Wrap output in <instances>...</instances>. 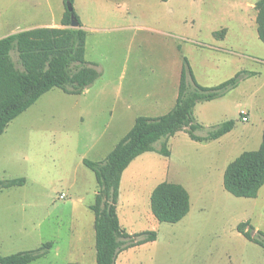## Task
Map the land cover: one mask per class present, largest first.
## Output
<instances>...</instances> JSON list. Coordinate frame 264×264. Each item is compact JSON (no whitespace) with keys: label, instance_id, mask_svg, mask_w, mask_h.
Instances as JSON below:
<instances>
[{"label":"rangeland","instance_id":"1","mask_svg":"<svg viewBox=\"0 0 264 264\" xmlns=\"http://www.w3.org/2000/svg\"><path fill=\"white\" fill-rule=\"evenodd\" d=\"M256 1L73 0V11L90 28L85 60L101 75L82 95L50 90L5 129L0 179L26 182L0 192V255L82 238L84 251L72 249L68 256L49 250L30 264H96L88 205L97 186L82 159L102 161L136 117H157L170 109L168 101L151 102L169 99L184 56L203 86L218 85L239 71L256 75L194 108L203 127L197 135L233 120L230 133L195 142L180 131L168 140L170 158L149 152L128 166L119 188L120 225L129 233L155 231L157 239L124 250L115 264H264V249L236 230L249 221L255 231H264V185L254 199L233 197L222 186L226 165L257 150L262 139L264 43L256 32ZM62 10L63 0H0V39L58 23ZM221 29L224 38L216 39L212 34ZM240 110L247 123L241 122ZM178 179L189 185V214L180 223H159L150 211V192L160 182Z\"/></svg>","mask_w":264,"mask_h":264},{"label":"trees","instance_id":"2","mask_svg":"<svg viewBox=\"0 0 264 264\" xmlns=\"http://www.w3.org/2000/svg\"><path fill=\"white\" fill-rule=\"evenodd\" d=\"M72 3L73 0H63L61 28H33L0 39V136L12 120L50 90L58 88L67 95H81L100 77L97 65L85 60L86 32L73 9L71 12L67 9V4L72 6ZM254 8L257 37L264 43V0H258ZM71 17L77 23L76 28L70 26ZM225 32L221 29L212 35L223 39ZM255 75V72L239 71L218 85L203 86L196 81L188 59L183 56L174 106L161 116L136 117L131 129L102 161L82 159L97 186L89 206L94 218L96 264H115L122 251L157 239L155 231L129 234L120 225L119 187L130 163L149 152L168 158V140L180 131L195 142L214 141L229 133L234 127L233 120L222 122L204 136L197 135L203 127L193 116L194 108L198 103L223 97L243 79ZM25 182L23 177L0 179V192L22 187ZM263 185L264 126L258 149L242 152L226 166L222 177L223 189L236 198L254 199ZM149 207L157 222L175 224L189 212V194L180 184L164 181L151 191ZM236 230L247 241L264 249V231H255L249 221L239 223ZM51 247L52 243L46 242L33 250L0 255V264H30L47 255Z\"/></svg>","mask_w":264,"mask_h":264},{"label":"crops","instance_id":"3","mask_svg":"<svg viewBox=\"0 0 264 264\" xmlns=\"http://www.w3.org/2000/svg\"><path fill=\"white\" fill-rule=\"evenodd\" d=\"M257 2V1H256ZM255 2V3H256ZM250 4V3H249ZM63 13H64V10H62V12L60 13V15H59V22L58 23H56V22H54V23H51V24H41V25H37L36 27H33V28H61V24H60V21H61V18H62V15H63ZM57 24H60V25H58L57 26ZM81 25H82V28L85 30V32H86V39H87V30L89 29L90 30V28H88L86 25H84V23H81ZM17 32H19V31H17ZM12 33H15V32H12ZM11 33V34H12ZM10 35V34H9ZM86 39H85V49H86ZM210 49H215V48H213V47H210ZM84 57H85V53H84ZM87 62H89V61H87ZM90 63H92V62H90ZM179 75H180V73H179ZM178 81H179V77H178ZM200 84V83H199ZM201 85V84H200ZM177 87H178V83H177V85L175 86V84L173 85V91L171 92V93H169V95H168V97H169V99L166 97V99H168V100H166L164 97L162 98V96L160 97V98H154V99H152V104L153 105H158V106H161L162 104H166L167 103V101H168V103H169V105H165V106H167V108L168 107H170V109L174 106V103H175V100H176V97H177ZM86 91H88V89H86L83 93H85ZM82 93V94H83ZM81 94V95H82ZM174 101V102H173ZM171 104H173V105H171ZM169 109V110H170ZM168 110V111H169ZM167 111V112H168ZM241 111H244V110H240V112ZM166 112V113H167ZM249 114V113H248ZM246 116H247V113H246ZM242 122V121H241ZM248 122V116H247V121L246 122H243V123H247ZM133 123H134V121H133ZM132 126H133V124H132ZM131 126V127H132ZM234 126H235V123H234ZM131 127H130V129H131ZM234 128V127H233ZM129 129V130H130ZM128 130V131H129ZM233 130V129H232ZM231 130V131H232ZM127 131V132H128ZM230 131V132H231ZM126 132V133H127ZM229 132V133H230ZM125 133V134H126ZM124 134V135H125ZM177 134V133H176ZM175 134V135H176ZM228 134V133H227ZM124 135H122L121 137H118L117 138V140L116 141H114L113 143H112V145H111V147H108L106 150H105V152H104V156L106 157L107 156V154L114 148V146L118 143V141L124 136ZM174 135V136H175ZM226 135V134H225ZM173 136V137H174ZM223 137V136H222ZM221 138V137H220ZM219 138V139H220ZM7 140L8 139H6V134H5V131H4V133L0 136V155H3L5 152H6V150H5V145H6V142H7ZM218 140V139H217ZM214 141H216V140H214ZM169 142V141H168ZM104 149V146L102 147V148H99V151L100 150H103ZM144 154H146V153H144ZM144 154H142V155H144ZM241 154V153H240ZM239 154V155H240ZM141 155V156H142ZM171 155H172V150H170V156L168 157V158H170L171 157ZM238 155V156H239ZM104 157V158H105ZM140 157V156H139ZM236 158V157H235ZM234 158V159H235ZM136 159H138V157L136 158ZM135 159V160H136ZM233 159V160H234ZM135 160H133L131 163H130V165L135 161ZM232 160V161H233ZM96 162V161H95ZM230 163V162H229ZM228 163V164H229ZM227 164V165H228ZM129 165V166H130ZM226 165V166H227ZM128 168V167H127ZM226 168V167H225ZM225 170V169H224ZM126 171V170H125ZM125 171L123 172V174H122V176H121V181H120V185H121V183H122V179H123V176H124V173H125ZM223 173H224V171H223ZM222 177H223V175H222ZM165 182H167V181H165ZM161 183V182H160ZM170 183H174V182H170ZM185 183V182H184ZM182 181H180L179 179H178V181L176 182V184H180L181 186H183V187H185V190H186V187L188 188L189 187V185L187 184V183H185L184 184ZM159 184V183H158ZM183 184V185H182ZM156 186V185H155ZM154 186V187H155ZM19 188V187H18ZM120 188V187H119ZM8 190V189H7ZM97 190V189H96ZM153 190V189H152ZM151 190V191H152ZM188 192V191H187ZM151 193V192H150ZM95 194H96V191H95ZM95 194H94V196H95ZM189 194V193H188ZM119 199V198H118ZM189 203H190V197H189ZM90 205H92V204H90ZM90 205H88V209H89V206ZM190 210V209H189ZM188 214H189V212H188ZM187 214V215H188ZM186 215V216H187ZM186 216L183 218V219H186ZM94 219V218H93ZM182 219V220H183ZM182 220L181 221H179V223L180 222H182ZM122 227V226H121ZM123 228V227H122ZM126 230V229H125ZM129 233V232H128ZM129 234H134V233H129ZM56 242H58V246L57 245H55L54 243L52 244V247H51V249L50 250H53V251H55V255H58V254H63V253H65V254H67L68 256H70L71 255V253H72V249L74 250V249H76V250H78L79 252H82V251H84V249H85V244H84V240H82V238H79V239H76V240H73V239H69V238H67V239H65L64 240V242L63 241H56ZM76 244V245H75ZM144 245V244H143ZM140 246H142V245H140ZM138 247V246H137ZM137 247H133V248H137ZM88 248H90V242H89V245H88ZM122 252H125V251H122ZM119 254H121V253H119ZM119 256V255H118ZM68 264V263H67ZM78 264V263H77Z\"/></svg>","mask_w":264,"mask_h":264},{"label":"built area","instance_id":"4","mask_svg":"<svg viewBox=\"0 0 264 264\" xmlns=\"http://www.w3.org/2000/svg\"><path fill=\"white\" fill-rule=\"evenodd\" d=\"M240 115H242V116H241V121H242V122H246V121H247L246 113H245L244 111H241V112H240ZM64 196H65V195L61 194V195L59 196V199L63 200V199H64Z\"/></svg>","mask_w":264,"mask_h":264},{"label":"water","instance_id":"5","mask_svg":"<svg viewBox=\"0 0 264 264\" xmlns=\"http://www.w3.org/2000/svg\"><path fill=\"white\" fill-rule=\"evenodd\" d=\"M67 9H68V11H72V6L71 5H69V4H67ZM72 28H76L77 27V23L73 20V17H71V25H70Z\"/></svg>","mask_w":264,"mask_h":264}]
</instances>
